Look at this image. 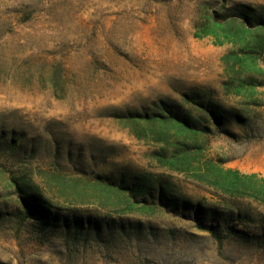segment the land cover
I'll return each mask as SVG.
<instances>
[{"label": "rangeland", "instance_id": "1", "mask_svg": "<svg viewBox=\"0 0 264 264\" xmlns=\"http://www.w3.org/2000/svg\"><path fill=\"white\" fill-rule=\"evenodd\" d=\"M238 3L264 0H0V264H264L259 183L229 192L168 169L153 154L162 143L135 137L120 117L161 101L196 115L195 102L210 101L225 115L203 121L199 159L264 178V58L257 73L237 71L242 43L193 36ZM125 170L170 182L189 206L117 213L55 175L116 183ZM19 179L49 198V227L18 216ZM106 220L109 234L88 233Z\"/></svg>", "mask_w": 264, "mask_h": 264}, {"label": "trees", "instance_id": "2", "mask_svg": "<svg viewBox=\"0 0 264 264\" xmlns=\"http://www.w3.org/2000/svg\"><path fill=\"white\" fill-rule=\"evenodd\" d=\"M227 16L228 18H222ZM200 30L202 31H195L193 36L214 35L215 44L236 41L242 43V53L237 56L233 55L240 61L239 64L232 65L235 70L241 71L242 67H246L253 70L254 73L261 71L255 61L260 56L264 58V4L253 8L247 4L238 3L230 9L227 8L224 13L215 15V18L204 23ZM217 32L221 35H218ZM248 34L253 36L252 42L247 41ZM255 78V76L250 77L251 80ZM195 104L199 105L197 108L202 113L191 114L179 108L176 102L161 101L160 104L154 103L155 109L152 111H126L121 113L120 117L135 137L162 143L161 150L153 153L162 166L188 173L199 180L217 183L225 191L240 187L254 190L256 183H259V190H264V178L257 177L255 173H241L234 168L221 167L210 159L205 161L199 159L202 148L207 142L208 126L203 124V121L211 120L217 125H222L224 120L222 116L225 113H219L217 105H213V109L210 101L195 102ZM55 175L59 183L73 190V196L82 198V200H93L91 202L103 208L111 207L117 213L134 211L138 207L157 208L164 202L173 204L172 211L178 208L185 210L189 206L184 199H179L174 195L170 182L154 179V174L151 172L125 170L122 171L120 179L116 183L98 177L86 180L73 177L66 180L61 174ZM13 182L20 207L17 212H22L18 216H21L22 219L35 220L41 228L49 227L58 217L51 213L52 204L49 198L31 191L33 188L24 179ZM155 192L157 193L156 202L151 204L144 202L138 205V200L144 201V198L147 200L146 198ZM73 221L74 233L82 232L81 223L75 219ZM91 221L92 219L88 218V223ZM108 225L110 224L107 220L105 224L101 221L96 222L88 233H93L94 236L96 235L95 237L106 232L109 234L111 228ZM124 227V223H119L116 228L112 229L118 228L114 232L121 233L124 231ZM134 228L138 231L137 227ZM207 229L216 238H219L212 227H207Z\"/></svg>", "mask_w": 264, "mask_h": 264}]
</instances>
